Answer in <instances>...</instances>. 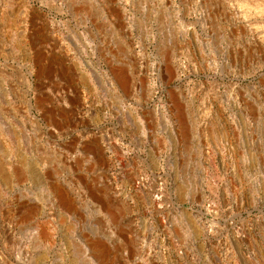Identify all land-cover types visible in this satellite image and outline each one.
I'll use <instances>...</instances> for the list:
<instances>
[{"label": "rangeland", "instance_id": "rangeland-1", "mask_svg": "<svg viewBox=\"0 0 264 264\" xmlns=\"http://www.w3.org/2000/svg\"><path fill=\"white\" fill-rule=\"evenodd\" d=\"M0 264H264V0H0Z\"/></svg>", "mask_w": 264, "mask_h": 264}, {"label": "bare ground", "instance_id": "bare-ground-1", "mask_svg": "<svg viewBox=\"0 0 264 264\" xmlns=\"http://www.w3.org/2000/svg\"><path fill=\"white\" fill-rule=\"evenodd\" d=\"M1 253V252H0ZM1 256V255H0Z\"/></svg>", "mask_w": 264, "mask_h": 264}]
</instances>
